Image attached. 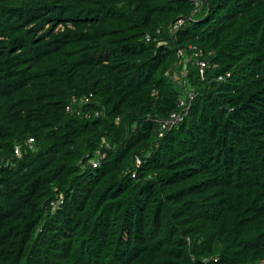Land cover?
<instances>
[{
    "label": "trees",
    "instance_id": "1",
    "mask_svg": "<svg viewBox=\"0 0 264 264\" xmlns=\"http://www.w3.org/2000/svg\"><path fill=\"white\" fill-rule=\"evenodd\" d=\"M2 161L0 264H264V0H0Z\"/></svg>",
    "mask_w": 264,
    "mask_h": 264
},
{
    "label": "built area",
    "instance_id": "2",
    "mask_svg": "<svg viewBox=\"0 0 264 264\" xmlns=\"http://www.w3.org/2000/svg\"><path fill=\"white\" fill-rule=\"evenodd\" d=\"M186 21L185 17H180L177 21H175L174 24H171L169 26L171 31H176L179 29ZM149 36H147V40H149ZM193 56L198 59V73L199 76L202 79H205L207 76V68L209 67L208 61L206 59H203V53L204 51L201 48H198L197 46H191L190 47ZM169 74V72L167 73ZM185 75L187 74L184 73ZM228 75H230L228 73ZM180 79V78H179ZM219 80H224V76H220ZM92 97L91 95H82V96H73L69 103L66 105V111L71 114H75L77 116L86 118V119H92L96 118L102 115V111L100 110H89L86 109V107L92 103ZM195 98V94L193 92H187L186 96L184 98H180L178 100V109L173 111L169 117L159 120V131H158V137L162 138L165 136V134L171 130L172 128L178 126L185 117L187 116L189 109L192 105V101ZM119 120V118H117ZM35 139L33 137H29L24 143H20L15 146L14 151L17 157H21L23 153L24 147L33 148V143ZM111 148L110 142L103 138L99 144L98 149L91 155V153H87L82 159H80L79 164L82 166V169H87L88 166H91L93 168H98L101 166L103 159L106 156V151ZM142 158L140 156H136L134 167L128 169V173L132 176H136L138 174V168L142 165ZM10 164V161H2L0 162V168L5 165L8 166ZM63 202V195L61 194L57 200L51 201L52 205V212H55L57 207Z\"/></svg>",
    "mask_w": 264,
    "mask_h": 264
},
{
    "label": "clouds",
    "instance_id": "3",
    "mask_svg": "<svg viewBox=\"0 0 264 264\" xmlns=\"http://www.w3.org/2000/svg\"><path fill=\"white\" fill-rule=\"evenodd\" d=\"M188 19L194 20V17L191 15V16L188 17ZM185 23H186V21H185ZM185 23H184V24H185ZM184 24H183V25H184ZM183 25H182V26H183ZM182 26H181V27H182ZM177 30H178V29H177ZM191 46H197V45H190V46H189V50L192 52V50H191V48H190ZM197 47H198V48H201V47H199V46H197ZM201 49L203 50V48H201ZM203 51H204V50H203ZM192 55H193V52H192ZM193 57H194V56H193ZM194 58H195V57H194ZM202 58L205 59V58H204V53H203ZM195 61H196L197 69H198V64H197L198 59L195 58ZM207 61H208V60H207ZM208 64H209V62H208ZM209 66H210V64H209ZM184 67L186 68L187 65L185 64ZM208 68H209V67H208ZM208 68H207V69H208ZM184 73H186V72H183V75H185ZM229 74H230V73H229ZM186 75H187V74H186ZM186 75H185V76H186ZM221 76H223V75H221ZM227 76H230V75H228V73H227V75L224 76V79H225ZM219 77H220V76H219ZM185 96H186V95H185ZM185 96H183V97H181V98H184ZM70 114H71V113H70ZM72 115H75V114H72ZM76 116H77V115H76Z\"/></svg>",
    "mask_w": 264,
    "mask_h": 264
}]
</instances>
